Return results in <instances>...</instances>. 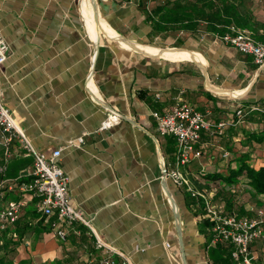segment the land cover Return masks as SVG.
<instances>
[{
    "label": "crops",
    "instance_id": "crops-1",
    "mask_svg": "<svg viewBox=\"0 0 264 264\" xmlns=\"http://www.w3.org/2000/svg\"><path fill=\"white\" fill-rule=\"evenodd\" d=\"M95 1L97 23L90 0H0V36L8 48L0 99L37 150L61 149L71 203L92 229L76 224L64 241L53 234L21 190L32 159L13 143L0 172V207L18 200L24 206L0 234V264H98L105 252L95 248L96 238L127 264H212L202 220L165 177L174 140L157 134L150 112L183 102L211 120L231 122L237 108L264 104V62L214 40L203 27L195 36H150L138 0ZM259 2L251 17L261 22L264 0L251 1ZM108 116L119 122L96 131ZM260 129L243 120L219 135L202 132L201 155L184 169L191 185H225L200 171L227 176L242 161L264 166ZM82 135L80 146H67ZM2 153L0 147V165ZM258 199L264 204V194ZM252 257L264 264V245L254 244Z\"/></svg>",
    "mask_w": 264,
    "mask_h": 264
},
{
    "label": "built area",
    "instance_id": "built-area-1",
    "mask_svg": "<svg viewBox=\"0 0 264 264\" xmlns=\"http://www.w3.org/2000/svg\"><path fill=\"white\" fill-rule=\"evenodd\" d=\"M228 29L222 36H214V40L242 54L252 56L258 65L264 62V40L257 41L247 30H240L234 26ZM7 54L8 48L0 36V65L6 60ZM253 112L264 113V107L259 105L239 107L234 111V119L231 122L211 120L206 113L199 112L190 104L183 102L175 104L165 112H150L157 134L174 140L175 149L171 161L165 166V177L177 187L184 188L191 196L201 199L203 213L199 214L198 218L206 219L209 224L206 228V246L209 248L219 244L227 245L231 249L230 257L236 264H254L252 246L256 243L264 245V210L256 209L250 211L251 215H248L227 208L225 202L214 199V195L205 196L196 191L184 169L201 155L202 132L219 135L226 127L234 126ZM118 122L117 117L108 116L100 122L96 131L107 130ZM83 141L82 135L68 141L67 146H80ZM13 143H17L32 159L29 181L22 184L21 190L36 201L37 211L46 220L53 234L60 241H64L76 224L92 231L88 220L84 219L71 203L68 177L59 163L61 149L57 148L48 153L37 150L25 137L13 119L11 111L0 99V147L3 152L0 172L5 170V165L12 155ZM221 156L226 159L227 151H223ZM23 206L24 201L18 200L8 201L0 207V234L16 222ZM94 245L105 252V255L97 260L98 264H116V257L121 259V264L128 263L125 256L98 238L95 239Z\"/></svg>",
    "mask_w": 264,
    "mask_h": 264
},
{
    "label": "trees",
    "instance_id": "trees-1",
    "mask_svg": "<svg viewBox=\"0 0 264 264\" xmlns=\"http://www.w3.org/2000/svg\"><path fill=\"white\" fill-rule=\"evenodd\" d=\"M154 4L147 7L148 2ZM252 0H138V7L144 12L145 19L150 25V36L162 39L171 37L174 33L195 36L199 27H203L207 35L222 36L228 32L230 26L240 30H247L257 41L264 40L263 21L253 20L251 17ZM261 30V32H260ZM253 59V58H252ZM264 107V104H261ZM244 107V106H241ZM243 120L255 121L261 124L260 136H264V113H250ZM200 136V144L205 142ZM258 140V139H257ZM223 151H228L223 148ZM223 153V152H222ZM227 176L215 173H202L209 179L221 180L225 186L236 183V178L245 177L247 184L256 192L264 194V166H249L242 161L238 166L229 169ZM204 173V174H203ZM186 205L195 215L202 214L200 198L193 197L181 188ZM226 189L222 188L220 193ZM227 205L229 197L223 198ZM243 211L237 210L239 213ZM246 214L251 215V212ZM209 226L206 219H202L200 231L207 237L206 228ZM231 249L227 245H216L207 248L208 257L212 264H236L230 257Z\"/></svg>",
    "mask_w": 264,
    "mask_h": 264
},
{
    "label": "rangeland",
    "instance_id": "rangeland-1",
    "mask_svg": "<svg viewBox=\"0 0 264 264\" xmlns=\"http://www.w3.org/2000/svg\"><path fill=\"white\" fill-rule=\"evenodd\" d=\"M262 2V1H261ZM256 3V4H252L251 3V7L252 9H256L257 5H262V3ZM258 14V11H257ZM256 15V13H255ZM166 47V46H165ZM169 47V46H168ZM210 152L207 153V155H209ZM228 153V157L230 156V153ZM227 157V158H228ZM230 158V157H229ZM228 158V161H229ZM236 183L231 184L230 186H221V182L218 181L215 183V181L213 182H200L199 180L196 181V183H193L194 185V189L200 193H203L205 196H209L210 194L215 195L216 194V190H220V188H226L227 192L222 191L220 194L221 196L218 197L217 200H222L223 198H227L229 197V203H227V208L232 209V210H243L240 211V214L243 213H247L245 211V209L243 208V206H251L254 209H263L264 210V204L263 202L258 199L260 193H256L248 184L247 181L245 179V177H241V175H239L236 178Z\"/></svg>",
    "mask_w": 264,
    "mask_h": 264
},
{
    "label": "water",
    "instance_id": "water-1",
    "mask_svg": "<svg viewBox=\"0 0 264 264\" xmlns=\"http://www.w3.org/2000/svg\"><path fill=\"white\" fill-rule=\"evenodd\" d=\"M90 3H91V7H92V10H93V17H94V20L95 22L97 23L98 21V15H97V6H96V1L95 0H90Z\"/></svg>",
    "mask_w": 264,
    "mask_h": 264
}]
</instances>
